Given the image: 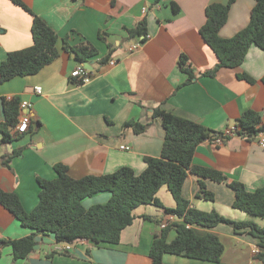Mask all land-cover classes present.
Masks as SVG:
<instances>
[{
  "label": "crops",
  "instance_id": "1",
  "mask_svg": "<svg viewBox=\"0 0 264 264\" xmlns=\"http://www.w3.org/2000/svg\"><path fill=\"white\" fill-rule=\"evenodd\" d=\"M20 1L32 13L12 0H0V67L9 53L33 45L34 15L56 32L60 48L58 59L39 73L5 83L0 78V189L15 195L26 211H34L39 203V182L57 179L56 165L66 166L74 179L108 175L123 167L142 174L147 167L145 158L162 154L166 133L162 119L154 117L156 109L217 133L237 127L249 110L259 113L264 124V51L252 47L239 68L220 69L214 77L206 75L218 63L200 34L207 20L206 8L226 5L229 0ZM174 4L179 11L174 10ZM255 4V0H236L220 36L232 38L246 28ZM143 20L149 35L144 41L143 36H132ZM64 40L70 46H91L96 56L80 63L65 50ZM133 45L138 48L131 51ZM182 56L187 58L192 79L180 69ZM81 64L92 78L78 85L72 72ZM244 74L254 82L238 78ZM37 87L42 93H36ZM14 98L31 105L27 110L20 107L19 115V120L28 115L31 123L24 133L9 128L13 139L4 144V104ZM128 122L147 124L148 128L136 134L124 127ZM259 140L260 135L248 139L235 132L222 144L211 140L200 144L193 165L219 171L226 181L218 183L189 172L182 196L190 206L264 227V220L233 208L235 192L228 185L238 181L249 192L264 188V149ZM122 146L130 149L122 150ZM202 181L214 200L202 193ZM157 197L165 208H176L167 186ZM110 198V193H101L85 199L83 205L89 209L106 204ZM134 215V222L123 230L117 246L81 241L69 253H59L52 235H38L37 246L28 258L16 260L12 247L1 242L23 239L33 230L0 204V264H152L150 250L156 237L167 230V241L172 242L178 234L174 226L183 220L155 205H142ZM166 222L169 226L162 229ZM191 228L199 236L212 234L221 240V260L214 263L165 254L164 264H263L254 253L259 241L247 231L236 232L224 224Z\"/></svg>",
  "mask_w": 264,
  "mask_h": 264
},
{
  "label": "trees",
  "instance_id": "2",
  "mask_svg": "<svg viewBox=\"0 0 264 264\" xmlns=\"http://www.w3.org/2000/svg\"><path fill=\"white\" fill-rule=\"evenodd\" d=\"M12 1L32 13L20 0ZM235 2L236 0H229L226 5L211 4L206 8L207 20L200 34L218 58L215 68L206 73L208 76L214 77L220 69L239 68L244 64L252 47L264 51V0H255L251 20L246 28L232 38L224 39L220 36V31L228 22L231 7ZM174 10L179 11L176 4ZM146 25L145 20L139 23L132 36H147ZM32 36L33 45L30 48L9 53L1 64V83L15 77L35 75L60 56L59 36L36 15H34ZM64 43L65 50L72 53L80 63H86L96 56L97 52L91 46H70L65 40ZM108 59H104L103 62H107ZM179 66L191 79L193 78L192 72L187 68L185 56L180 58ZM238 78L250 83L254 82L245 74L239 75ZM4 107L6 121L1 132L2 143L6 144L13 139L8 129L15 128L19 123L20 100L14 98L5 101ZM154 117L162 119L166 133L162 154L159 158H145L147 167L140 175H136L129 167H123L108 175L74 179L68 174L66 166L56 165L54 169L58 175L57 179L39 182L40 199L32 212L26 211L15 195L7 194L0 189V204L24 227L33 230L32 235L23 239L1 242L12 247L16 260L28 258L37 246L38 235H52L57 243L74 245L87 241L96 246H117L123 230L134 222L135 209L142 205H155L164 208L166 213L182 219L183 224L174 226L178 234L170 243L167 241V230L156 237L150 250L152 264H164L165 254L219 262L224 253L221 240L212 234L199 236L191 227L214 228L222 224L233 228L236 232L247 231L256 238L261 250L257 258L264 264V227L253 221H235L216 212L198 211L182 196V188L189 172L218 183L226 181V177L219 171L193 165L198 146L207 140H212L214 135L220 133L212 132L199 123L161 109L155 110ZM124 127L132 128L136 134H140L147 130L148 125L128 122ZM237 128V133L248 139L264 134L262 117L252 110L243 114L238 120ZM228 185L235 192L234 209L264 220V188L249 192L241 182L233 181ZM164 186H167L176 201L177 206L174 209L165 208L157 197ZM200 186L204 196L214 200V195L207 192L203 181L200 182ZM101 193L111 194L106 204L95 205L89 209L84 207L85 199Z\"/></svg>",
  "mask_w": 264,
  "mask_h": 264
},
{
  "label": "built area",
  "instance_id": "3",
  "mask_svg": "<svg viewBox=\"0 0 264 264\" xmlns=\"http://www.w3.org/2000/svg\"><path fill=\"white\" fill-rule=\"evenodd\" d=\"M146 12H147V9L146 8L143 9V14H146ZM148 39H149V35L142 37L143 41L144 40H148ZM137 48H138V45H133L130 48V50L134 51ZM110 64L114 65L115 62L111 61ZM91 76H92V74L87 69L85 64L79 65L76 68V70L72 72V78L76 79L77 82H80V83L89 82L91 80V78H92ZM35 91H36L37 94H40V93H42V88L41 87H37V88H35ZM20 107H21L22 110H27L28 108L31 107V105L28 102H21ZM30 123H31L30 117L28 115H23L21 117V119L19 120L18 125L16 126L17 132L24 133V132L28 131ZM237 131H238V128L235 127L233 129L225 131L223 133L216 134V135L213 136L211 141L214 142L216 145L222 144L226 137H228L230 135H233ZM259 141H260L259 142L260 146L264 149V134L260 135V140ZM121 149L122 150H129L130 148L122 146ZM168 226H169V222H166L165 224H163L162 229H166ZM58 244L59 245H58L57 251L59 253H69L70 251H72L73 244H68V243H58ZM260 251H261L260 248H256L254 253L256 255H258L260 253Z\"/></svg>",
  "mask_w": 264,
  "mask_h": 264
}]
</instances>
